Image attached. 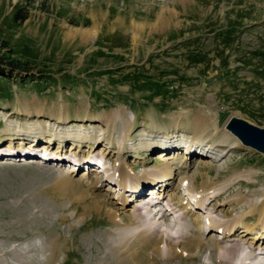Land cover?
I'll return each mask as SVG.
<instances>
[{
  "label": "rangeland",
  "instance_id": "obj_1",
  "mask_svg": "<svg viewBox=\"0 0 264 264\" xmlns=\"http://www.w3.org/2000/svg\"><path fill=\"white\" fill-rule=\"evenodd\" d=\"M165 7L172 11L170 16L167 13L170 23L150 30L149 24ZM15 14L27 17L16 21ZM133 23L145 26L137 42L132 37ZM84 29H96V35L84 41ZM0 70L4 71L0 74V149L8 142L18 145L10 136L3 139L7 132L15 138L32 133L61 137L67 135L71 121L80 120L87 129L75 125L69 134L78 137L85 131L93 137L104 136V141L64 143L60 149L62 145L48 138L50 146L44 149L56 157L63 150L66 160L71 154L89 159L100 154L107 139L112 144L104 149L108 174L122 160L139 179L151 177L154 167L165 159L173 165V173L178 176L183 170L196 176L197 184L208 175L220 181L241 173L217 200L203 205L206 220L227 219L219 215L220 210L239 216L247 210L248 201L264 199V153L236 142L225 146L219 163L206 149L209 141L193 145L190 139L191 121L203 110L220 129L231 116L264 128V0H0ZM36 109L44 115H35ZM119 109L124 110L123 117ZM90 117L94 121H88ZM61 119L65 121L59 123ZM28 121L38 122L31 126V133L25 132L30 124L23 128ZM39 124L49 126L45 130ZM98 126L109 130L102 135ZM141 130L150 139L155 131L172 141L181 134L187 138L181 139L185 148L162 151L166 148L158 138L159 143H149L147 152L127 150L138 148L134 138ZM124 133L133 137L132 142L127 141L124 152L118 154ZM42 139L47 138L39 139L43 146ZM32 156L0 158V264H25L14 253L19 248L33 264L44 261L53 239L59 245L52 264H135L125 259L126 246L110 247L132 228L115 229L105 214L107 204L116 200L111 197L116 188L106 186V175L69 173L66 165L41 164ZM178 178L172 176V187L179 184ZM237 191L245 195V202L239 203ZM94 196L106 203L100 211L77 219ZM229 198L236 202L226 204ZM198 210L193 205L188 209L185 224H191ZM256 219L253 214L245 220L254 223ZM201 226L206 242L212 233ZM164 242L160 240L162 249ZM138 251L137 257L149 264L148 250L140 245ZM208 255L203 246L195 258H158L156 264H212Z\"/></svg>",
  "mask_w": 264,
  "mask_h": 264
},
{
  "label": "bare ground",
  "instance_id": "obj_2",
  "mask_svg": "<svg viewBox=\"0 0 264 264\" xmlns=\"http://www.w3.org/2000/svg\"><path fill=\"white\" fill-rule=\"evenodd\" d=\"M187 1L188 0H181V2H187ZM167 13L169 16L172 15L171 10L167 9L166 7L163 8V10H161L160 14L157 16L155 22L149 24L150 30L153 29L158 30L166 27L171 21V18L167 17ZM143 27L145 26L142 23L141 24L133 23L132 25L133 28L132 30H134L132 35L133 40L136 41L139 38L140 32L142 31ZM95 35H96V29H94V31L93 29H84L81 32V38L84 41L87 40L88 38L94 37ZM118 113L119 116L123 117L124 110L119 109ZM34 114L37 116L44 115L42 109H36ZM200 115H201L200 117L196 116L197 118L196 119L194 118L193 121H191L192 135H190V139H192L191 141H193V145L195 143L198 144V142L203 140L209 141L206 144V149L212 150V152L210 151L208 152L214 155L213 156V159H215L214 161L216 162L218 161L220 163L225 155V152L223 151V153L221 154V151L225 148L226 145L236 142L242 143L240 139L229 129L228 127L229 122L235 118L244 120L246 122L248 121L242 118L231 116L228 119V121L225 124H223L222 129H220L214 117L212 118V116H210V113H207V110H203ZM3 116H5V114H3ZM63 120L64 119L59 120V123L63 122ZM88 121L92 122L94 121V118L90 117ZM27 123L23 128L27 127L30 124L28 127V131L25 132L31 133L29 132L31 131V126L37 124L38 122L28 121ZM69 125H70L69 128L66 129L67 135H61V137H56L55 134L48 135L44 133L27 134L26 137L29 140L31 139L36 140V138L38 139L37 142L36 141L29 142V140H27L28 144L26 146L28 145L29 146L28 149H26L25 146L24 151L26 150L28 157H30V155H33L32 157L36 155V153L38 152V150L34 148L36 147V145H41L40 146L41 149L39 150L42 151V153L44 152L48 156H55L54 153L49 154V152L45 150L50 146V141L48 140V138L50 139L53 138L54 139L53 141H55L56 145L57 144L62 145L59 146L60 149H64V146L66 145L64 143H67V145L69 144L80 145L83 143V140L90 141L93 144L96 143V141L98 140L104 141V136L102 137L99 135L93 137L92 135H90L88 132L85 131L82 134V136L80 133H78L80 134L78 137L74 136L73 133L71 134L68 133L71 127L75 125L78 128L84 126V128L87 129L83 121L74 120L71 121ZM174 125L178 126L177 120L175 121ZM40 126L41 127L43 126V129L46 130L49 125L44 124ZM108 130L109 129L107 126H102L100 128V133L102 135H105L108 132ZM5 134L6 136L3 137L4 140H9L10 137H12L13 139L18 141V145H14V146L8 145L10 144L8 142L7 146L1 148L0 151H4V150L10 151V149L12 148L17 151L23 148V139H25L26 137L15 138L9 132ZM80 136L82 138H79ZM32 137H36V138H32ZM44 137H46L47 139H42L45 141L44 145L42 146V143L39 142V139ZM122 137L123 140L119 143L115 151L118 154L119 153L122 154L124 152V150L126 149L125 143L127 141L130 142V140L133 138V137H128L127 133H124ZM185 139L187 138L183 137V141H185ZM20 142H22V144H19ZM150 142L151 140L143 139L141 146L142 147L144 146V150L142 151L145 150L146 152L148 151L150 147L149 144ZM109 143L110 142L106 139L105 141L106 145H103V147L101 148L102 151L100 152V156L98 154H97L98 156H96L98 157V160L103 159L104 161L105 152H106L105 150L107 149L109 150L110 147L112 146V144L110 143L111 146L105 148ZM136 143H140V140H137ZM96 147H98V144L91 146L93 150ZM246 147L250 148L249 146ZM132 148L134 147L130 146L127 150L132 151L133 150ZM55 151H58V149H56ZM60 152L62 153V155L58 156V158L60 159L64 158L65 156L63 150H61ZM198 153L200 155V152H197V154ZM202 153L204 155V152H201V154ZM15 155L17 154H14L13 156ZM69 156H71V159H73L74 156H76L77 157L76 160L79 164L86 160H89V162L90 160L91 162L97 161L96 159L94 160V158L96 157H91L89 159L84 160V158L79 157V155L71 154ZM118 157L119 156H117V159ZM39 162L42 161L39 160ZM68 162H70V159L68 160ZM173 169L174 167L171 164V162L165 159L159 165L154 167L155 172L152 174L151 177H148L147 179L144 178L139 179L135 176H132V173L129 169V165L121 160L120 163L119 162L114 163V165L112 166V172H110V174H108V169H106L105 167H103L100 170V172L98 171L99 173H103L104 177L106 175V179H104V182L107 183L106 185L107 187L112 185V187L116 188V190L114 191L115 194L111 195V197L113 198L115 197L116 200L114 201L113 205L107 204V206L105 207L104 211L106 216L113 223V227L115 229H121L122 227L129 229L132 228L131 231L128 233V235H123L117 243H113V244L110 243L111 249L112 247L114 248V246L116 245L120 248L122 246H126L127 247L126 250L122 251V252H126L124 257L125 259L127 258L133 259V262L136 261L135 264H144L143 260L137 257L138 256L137 254L139 252L138 246L140 245L143 246L145 250H148L149 252L148 253V257H149L148 260H150L149 264H156L158 258L162 260L163 259L169 260L172 257H182V256L195 258L196 253H199L203 246L205 247L206 251H208L209 254L208 259L211 261L212 264H264V259L262 257L255 260L256 257L255 251H257L258 249H262L264 247V199L258 203H253L252 201L251 202L248 201V203H246L248 206L247 210L245 211V213L239 214V216L230 217L227 211L220 210L219 215H221L222 217H227V219L223 221L222 220L218 221L209 217V219H207L205 222L203 219H202L203 222L201 221V217L203 216L202 213L204 212L202 211L203 205L204 204L206 205L212 200H217L220 195L224 194L227 191V188L229 186L233 185L234 181H238L240 179V176H242V174L236 173L233 174L231 177L224 178L220 181L219 180L214 181L208 175L207 178L204 179V181L197 184L196 176H188L187 172H183V170H181V172H178V176H177L176 173H173ZM82 172L86 173V171H82ZM172 174L175 175V177H179L178 178L179 184H177L175 187H172L171 184L172 182H169L172 179L173 176ZM144 189H147V191L149 190L148 192H146L147 193V195L145 194L146 196L143 195V192L145 193L146 191ZM182 189L184 190L183 193L181 191ZM236 194L239 195L242 199L239 203H243L247 200L245 195L240 191H237ZM86 196L87 193L86 195H84V197ZM149 200L152 201L155 200L156 203L152 205H148L147 201ZM235 200H236L235 198H229L228 200H226L225 203L232 204ZM104 202L106 203L105 200L95 199V196L92 197V201L88 205H85L82 214L76 216V218L77 219L84 218L86 212L100 211L102 207L101 204ZM164 203L168 205L167 207L168 209H170L171 206L172 207L171 209L174 212H176L178 215H180L179 216L180 218L174 221V225L168 222V218L166 217L165 213L163 212L158 213L160 210L158 211L155 210L156 206L162 205ZM192 205L194 206V208L200 210L197 211L198 216H196L193 219L191 224L187 225L185 224L186 220L184 221V219H186V217L189 215L187 211L188 209L191 210ZM185 207H187V209L184 210ZM126 211L128 213L124 217L122 213ZM214 213H216V211H214ZM253 214L257 215L256 222L254 223L246 222L245 220L246 217L251 216ZM160 220L163 221V223L160 222ZM201 222L204 225H206L208 234L212 233L211 236L209 237L210 239H208V241L206 242L204 241L205 233L201 231L202 230ZM240 225H242V227H240ZM236 236L239 237L236 238ZM132 239H137V243L131 244L130 241ZM161 239H165L164 249H162V247L160 246ZM57 242H58L57 239H53L50 241L48 247L45 249V251H48V253L44 257L43 259L44 261H41L42 259L41 260L38 259L37 264L39 263L52 264V262L55 260L54 256L56 253V249L59 245ZM110 244L108 243L107 245ZM31 248H33V246ZM31 248L28 247L26 249V252L30 253ZM19 249H16L14 253L18 255V257L24 259V261L28 262V264H33V261L29 258L30 256L29 257L25 255L23 256L22 250L20 251ZM258 255H262V254H258ZM26 262L24 263L26 264Z\"/></svg>",
  "mask_w": 264,
  "mask_h": 264
},
{
  "label": "water",
  "instance_id": "obj_3",
  "mask_svg": "<svg viewBox=\"0 0 264 264\" xmlns=\"http://www.w3.org/2000/svg\"><path fill=\"white\" fill-rule=\"evenodd\" d=\"M228 127L244 146H249L257 152L264 153V128L236 118L229 122Z\"/></svg>",
  "mask_w": 264,
  "mask_h": 264
},
{
  "label": "trees",
  "instance_id": "obj_4",
  "mask_svg": "<svg viewBox=\"0 0 264 264\" xmlns=\"http://www.w3.org/2000/svg\"><path fill=\"white\" fill-rule=\"evenodd\" d=\"M26 17H27L26 14H23V15H17V14H15V16H14V18H15L16 21H23V20L26 19ZM0 74H4V71L0 70Z\"/></svg>",
  "mask_w": 264,
  "mask_h": 264
}]
</instances>
